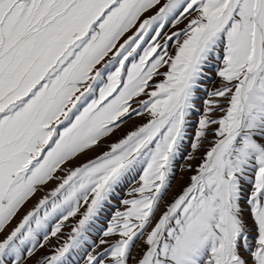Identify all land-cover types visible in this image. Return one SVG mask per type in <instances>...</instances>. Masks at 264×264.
Masks as SVG:
<instances>
[{
    "label": "snow or ice",
    "instance_id": "obj_1",
    "mask_svg": "<svg viewBox=\"0 0 264 264\" xmlns=\"http://www.w3.org/2000/svg\"><path fill=\"white\" fill-rule=\"evenodd\" d=\"M0 264H264V0H0Z\"/></svg>",
    "mask_w": 264,
    "mask_h": 264
}]
</instances>
